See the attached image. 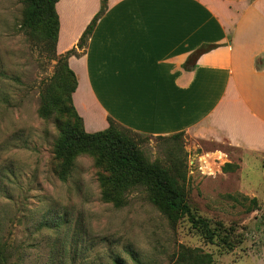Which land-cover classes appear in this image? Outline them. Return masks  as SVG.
Instances as JSON below:
<instances>
[{
    "label": "rangeland",
    "instance_id": "obj_1",
    "mask_svg": "<svg viewBox=\"0 0 264 264\" xmlns=\"http://www.w3.org/2000/svg\"><path fill=\"white\" fill-rule=\"evenodd\" d=\"M24 19L19 0H0V244L9 264H194L203 253L216 264H252L251 252L264 262V157L242 176L240 152L225 145L183 133L135 137L151 164L178 165L192 215L209 230L168 217L142 188L127 194L122 208L106 203L105 171L90 155L79 156L68 181L60 180L54 149L70 120L59 113L43 119L40 108L62 65ZM217 152L235 171L221 170L226 159L218 162Z\"/></svg>",
    "mask_w": 264,
    "mask_h": 264
},
{
    "label": "crops",
    "instance_id": "obj_2",
    "mask_svg": "<svg viewBox=\"0 0 264 264\" xmlns=\"http://www.w3.org/2000/svg\"><path fill=\"white\" fill-rule=\"evenodd\" d=\"M101 8L102 0H60L59 56L78 50ZM78 54L68 65L88 134L107 130L110 120L149 137L183 133L239 151L242 176L259 167L264 0H108ZM217 155L223 167L233 164ZM246 258L264 264L261 254Z\"/></svg>",
    "mask_w": 264,
    "mask_h": 264
},
{
    "label": "trees",
    "instance_id": "obj_3",
    "mask_svg": "<svg viewBox=\"0 0 264 264\" xmlns=\"http://www.w3.org/2000/svg\"><path fill=\"white\" fill-rule=\"evenodd\" d=\"M19 1L25 6L23 27L30 36L43 43L58 58L60 21L56 5L60 0ZM107 2L108 0H102L101 11L81 38L78 50L87 46L98 21L107 10ZM78 50L74 49L59 56L58 65L62 66L57 72L54 87L43 97L40 108V116L43 119L50 118L53 113H59L70 120L63 125L54 149L55 158L61 163L60 180L68 181L79 156L90 155L95 158L96 166L105 171L100 178V183L102 198L106 203L122 208L126 204V195L142 188L147 191L150 202L168 217L172 219L188 217L195 228L202 224L209 230L205 221L196 219L192 215L185 187L186 176L176 163L165 167L147 161L139 151L135 140V137L141 136L140 134L118 125L113 120H110L109 128L103 132L88 134L85 131L83 119L78 115L73 104V94L78 86L77 78L68 65L70 58L79 55ZM180 136L182 134L175 137ZM237 168L239 170V167ZM222 170L225 173L233 172L235 166L227 164ZM252 202L257 205L256 200ZM193 252L196 251H189V253ZM10 260L11 254L7 245L0 244V264H9ZM133 260L135 264H142L137 258ZM115 263L120 264L117 261ZM194 264L216 263L213 255L203 253L201 257L194 259Z\"/></svg>",
    "mask_w": 264,
    "mask_h": 264
}]
</instances>
